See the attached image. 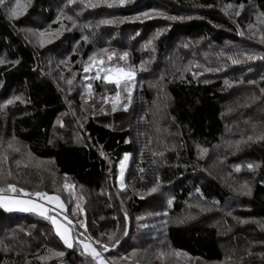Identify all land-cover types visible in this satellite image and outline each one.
Returning a JSON list of instances; mask_svg holds the SVG:
<instances>
[{"label":"trees","instance_id":"trees-1","mask_svg":"<svg viewBox=\"0 0 264 264\" xmlns=\"http://www.w3.org/2000/svg\"><path fill=\"white\" fill-rule=\"evenodd\" d=\"M21 3L0 7V188H59L71 218L122 242L114 256L155 244L178 264H264V0ZM104 68L136 75L118 88ZM94 261L48 217L0 207V264Z\"/></svg>","mask_w":264,"mask_h":264},{"label":"rangeland","instance_id":"rangeland-1","mask_svg":"<svg viewBox=\"0 0 264 264\" xmlns=\"http://www.w3.org/2000/svg\"><path fill=\"white\" fill-rule=\"evenodd\" d=\"M241 10L244 11V14H243L244 17H247V18H252L253 16L256 17L255 14H257V13H256L255 9L252 7L242 9L241 7H238L236 5H230L228 12L233 13V15L234 14L238 15ZM231 17H234V16H231ZM253 22H254V24H256L257 19L256 20L253 19ZM241 26H243V25H241ZM244 29H246V28H244ZM248 30L251 31L250 29H248ZM249 33H251V32H249ZM139 44H140V42H139ZM101 53H103V52H101ZM108 69H116V68H107V69L103 70V72H102L103 77L105 75L109 74ZM121 80H123V79H121ZM85 104L89 105L90 103H85ZM127 158H128V156H127ZM38 164L40 166L43 165L42 163H38ZM126 165H127V159H125V157H124L122 162L119 164L118 175H117V179L121 184L123 182V175L125 173ZM12 173L15 174L14 175L15 178H18V176L20 174V173L18 174L17 172L16 173L12 172ZM26 179L27 178H24V180L21 182L22 183L27 182V184H28L29 182ZM109 180H110V178H107L102 183L105 184ZM16 189H17V191L13 192V191H10L6 188L5 192L2 194L5 195L6 197L16 198L19 200H31V201H35L38 204H42L48 210V213L45 217H49V216L54 215L56 217L57 223L62 226L61 231H63V229L65 227L68 228L69 229L68 236H69L72 244L77 245V247L81 251H83V253L90 254L95 260L94 264H99V261L97 258H95L92 255L90 249L88 251H86L84 249V247H83L84 244H89L90 248H95L96 251L99 252L101 257L104 259L105 264H113L115 261L116 262H119V261L133 262L135 259H137V261H139V262H142L143 264H178L174 261L172 252L165 245L163 247H160L161 249H157V248H159V246H156L155 244H153V245L152 244L151 245L141 244L139 246L134 245L132 248H129V247L123 245L122 250L124 252H122V253L118 252L117 253L115 251V253H117V254L115 256L111 255L103 249H105V244L107 245L106 247H111L114 244L113 242L115 240L111 243L109 241L110 239L106 238V243H104L105 241L103 239L104 237L102 235V232L96 231V234H93L92 231H90L88 224L86 225V223H78L75 219L71 218L72 216H71V214H69L67 212L65 202H64V200L67 202V198L62 196L61 195L62 193L58 194V192H60L59 188L56 189L52 194H48V193L47 194L49 196H53V195L58 196L60 198V202L64 204L63 209L57 207L56 202H54V201H49V200H46V199H43L41 197H37L34 195L36 192H41V193H46V192H43L41 190L32 191L29 187H25V188L24 187H21V188L16 187ZM20 189H23V191H20ZM86 189H88V192H87L88 195L91 196V194L94 193V191H92L93 187L83 188L82 191H85ZM95 199L96 198H94V201H95ZM86 201H88V198H86ZM154 207H156V208L153 209V211H151L152 214H150L148 217V219H150L152 223H154L157 220H160V217H161V216H158V214H156V212L161 211L160 210L161 208L159 207V205L158 206L154 205ZM6 209H8V208H6ZM11 210H13V209H11ZM14 210H16L18 213L25 212V211H21L19 209H14ZM65 217H67V220H65ZM69 221L71 223H69ZM54 228L56 230V225H54ZM111 231H114V230H111ZM114 234H116V230L114 231ZM121 244H122V242H120V243L118 242L114 245H115V247H118ZM126 248H129V249H126Z\"/></svg>","mask_w":264,"mask_h":264},{"label":"snow or ice","instance_id":"snow-or-ice-1","mask_svg":"<svg viewBox=\"0 0 264 264\" xmlns=\"http://www.w3.org/2000/svg\"><path fill=\"white\" fill-rule=\"evenodd\" d=\"M69 3H72L73 0H68ZM125 2V0H119L120 4H123ZM11 3V0H0V7H3L5 9V11L8 13L10 18H14V17H18L20 14H22L26 8H27V4H22L21 0H16L15 4L11 7H7V5H9ZM28 3H31V0H28ZM88 6H94V5H88ZM110 7L112 6L111 4L109 5ZM142 16H147L148 13H142ZM69 20L72 19L71 16L67 17ZM171 19H175V17H171ZM103 23H111L112 21H102ZM63 27V25L61 26ZM159 34V33H157ZM41 39V44H43V38L45 37L46 33L41 32L40 34ZM85 40H87V37H84ZM149 44L151 43V41L148 42ZM128 54L125 52L120 56V59L123 60ZM249 58H254V57H249ZM90 60L92 59V57L89 58ZM112 56L109 55L108 56V60H111ZM3 61H0V63H2ZM238 61L233 60V63H237ZM100 63L102 64L103 61L101 60ZM86 72L89 70L88 66H85L84 69ZM109 74L105 75L103 77L104 80L114 83L116 84V86L119 88L120 83H121V79H124L126 81H132L133 78L135 77L136 73L133 69H124V68H116V69H108ZM69 83H71V81H69ZM227 83V81H226ZM89 87H91V85H89ZM120 93L117 92L116 96L119 97ZM131 96V91H129V98ZM16 99H19L18 97ZM8 103H12L11 100L8 101ZM127 108V105H125V109ZM125 159H127V154H125ZM249 168L252 167L251 164L248 165ZM244 188H247V194H251V189L248 188V186L245 184L243 186ZM7 189L10 191H17L16 187L12 184H8L7 185ZM155 190V189H153ZM20 191H23V189H20ZM5 192L4 188H0V207H4V208H8V209H12V208H18L21 211H25V212H37L38 214H40L41 216H46L48 213V210L42 205V204H38L35 201H31V200H19V199H15V198H11V197H6L5 195H3L2 193ZM37 197H41L43 199L49 200V201H54L56 202L57 207L63 209L64 208V204L60 202V198L58 196H49L47 193H41V192H36L34 194ZM51 222L53 223V225H56V231L57 234L60 235V238L64 241V243L69 247H73V244L68 236V228H64L63 231H61V225H59L57 223L56 217L53 216H49L48 217ZM65 220H67V217H65ZM69 223H71L69 221ZM118 243V241H117ZM84 249L86 251H88L89 249L91 250L92 255L98 259L99 264H105L104 259L101 257L100 253L96 251L95 248H90L89 244H84L83 245ZM104 250H107V248L105 247ZM57 255H63V253H57Z\"/></svg>","mask_w":264,"mask_h":264},{"label":"crops","instance_id":"crops-1","mask_svg":"<svg viewBox=\"0 0 264 264\" xmlns=\"http://www.w3.org/2000/svg\"><path fill=\"white\" fill-rule=\"evenodd\" d=\"M15 199H16V198H15ZM12 209L14 210V209H18V208H12Z\"/></svg>","mask_w":264,"mask_h":264}]
</instances>
